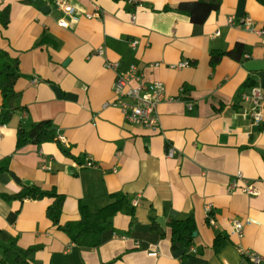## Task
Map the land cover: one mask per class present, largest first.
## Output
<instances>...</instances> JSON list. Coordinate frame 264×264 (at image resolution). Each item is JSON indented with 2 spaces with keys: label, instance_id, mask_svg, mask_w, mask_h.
I'll return each instance as SVG.
<instances>
[{
  "label": "crops",
  "instance_id": "crops-1",
  "mask_svg": "<svg viewBox=\"0 0 264 264\" xmlns=\"http://www.w3.org/2000/svg\"><path fill=\"white\" fill-rule=\"evenodd\" d=\"M56 1L0 0V8L9 6L0 47L19 59L20 93L19 109L0 127V165L9 160L8 171L0 172V258L13 241L21 251L33 247L32 257L43 263L179 264L181 251L171 250L166 221L190 213L197 229L188 264H252L243 253L264 255V123L241 114L240 95L255 83L264 94V41L239 22L250 17L264 30V0H221L196 26L185 13L167 9L190 0H65L78 20ZM236 41L247 47L241 61L224 56L209 64L210 51L230 49ZM181 61L189 64L173 67ZM130 64L144 82L160 81L176 98L158 104L155 131L128 123L118 106L106 104L114 99L116 73ZM44 119L69 155L56 142L16 149L17 127ZM170 146L175 151L168 157ZM87 154L96 167L73 166ZM238 173L239 186L256 195L229 190ZM30 184L65 194L62 222L79 218L80 202L111 192L124 193L133 210L115 214L98 247L77 246L46 217L50 199L3 198ZM151 217L164 236L151 229ZM247 217L259 224L234 233L230 220ZM220 231L230 241L216 253Z\"/></svg>",
  "mask_w": 264,
  "mask_h": 264
},
{
  "label": "trees",
  "instance_id": "trees-1",
  "mask_svg": "<svg viewBox=\"0 0 264 264\" xmlns=\"http://www.w3.org/2000/svg\"><path fill=\"white\" fill-rule=\"evenodd\" d=\"M138 4L140 0H132ZM221 5V0H190L183 1L175 6H168L167 9H175L185 13L191 23L202 25L208 15L217 10ZM9 23V6L0 8V27H7ZM43 41V40H42ZM39 42L40 43H42ZM247 52L245 43H236L227 50H212L209 53V64L214 67L222 57L228 56L236 61H241ZM19 78V59L12 56L10 52L0 47V124H6L12 115L19 109L16 100L20 93L16 91L15 84ZM15 147L19 149L27 144H42L45 142H56L63 153L69 155V150L59 141L57 130L48 119L33 122L30 125L20 124L15 131ZM77 160V159H75ZM8 159H4L0 165L1 171H8ZM5 199H30L41 200L50 199L46 206V217L51 221L52 226L63 230L69 239L81 247L96 248L101 244L102 233L112 227V219L116 213L126 211L131 213L133 207L129 205V199L122 192L106 193L100 197H94L91 202L79 203V218L62 222L61 215L65 194L58 192L55 188L43 189L38 184L22 185L18 193L8 196ZM209 222V217H208ZM210 223V222H209ZM167 227L170 229L171 250L181 251L179 264H188V249L194 240V232L197 226L195 217L192 213L181 218H168ZM151 229L164 236V229L151 217ZM229 237L226 233L217 232L213 240V249L219 253L228 243ZM34 248L25 251L17 249L12 241L10 245L4 247L0 258L2 264H52L37 262L32 257Z\"/></svg>",
  "mask_w": 264,
  "mask_h": 264
},
{
  "label": "built area",
  "instance_id": "built-area-1",
  "mask_svg": "<svg viewBox=\"0 0 264 264\" xmlns=\"http://www.w3.org/2000/svg\"><path fill=\"white\" fill-rule=\"evenodd\" d=\"M56 5L72 19L78 20V17L74 14V7L67 1L58 0L56 1ZM97 15L98 13L96 12L88 14L87 16L89 18H92ZM130 18L131 21L135 19L134 13H131ZM227 22L229 25H234L236 23L235 19L232 16L228 17ZM239 22L244 28L255 30L263 38L264 41V30L255 28L250 17H244ZM58 24L62 27H67L68 25L65 20H60ZM136 45V40L131 41L132 47H135ZM188 64V61H181L177 65H173V67H183L187 66ZM158 65V63L153 64V66ZM109 66L117 67L116 63H109ZM132 82H135L136 84H132ZM113 94V101L106 104L118 106L121 109L124 119L128 123L144 127L151 131H155L159 128V119L157 113L158 104L163 100L172 101L176 99L173 96L167 95L165 86L162 82H144L140 70L136 64H130L123 73H116L113 83ZM240 95L241 99L245 103V105L242 107L241 114L244 117L249 118L251 122L262 125L264 123V94L262 92L261 86L257 83L252 84L247 92H242ZM4 126L5 124H0V127ZM1 135L2 133L0 130V137ZM174 151V147L170 146L167 149V156H172ZM73 166H75L76 168H94L96 167V164L93 161L91 155L87 154L82 162H73ZM240 177L241 176L238 173L237 177L231 179L228 184L229 190L232 191L235 189H240L242 192L249 195H256L257 191L254 188L250 186H239L238 180L240 179ZM206 210L207 214L209 215L211 212V206L208 205L206 207ZM209 218V222L211 224H214L212 217ZM252 223L259 224L256 219L250 217H247L244 220H230V225L233 232L237 233L238 235L242 234L245 225ZM243 254L246 255V257L252 264H264V255L262 254L253 251H246ZM224 264H228L226 260H224Z\"/></svg>",
  "mask_w": 264,
  "mask_h": 264
},
{
  "label": "water",
  "instance_id": "water-1",
  "mask_svg": "<svg viewBox=\"0 0 264 264\" xmlns=\"http://www.w3.org/2000/svg\"><path fill=\"white\" fill-rule=\"evenodd\" d=\"M194 235H195V232H194Z\"/></svg>",
  "mask_w": 264,
  "mask_h": 264
}]
</instances>
